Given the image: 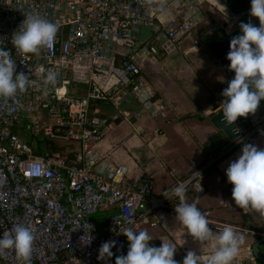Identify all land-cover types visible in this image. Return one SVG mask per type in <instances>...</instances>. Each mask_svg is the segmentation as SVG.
I'll return each instance as SVG.
<instances>
[{"label":"built area","instance_id":"2783aa9c","mask_svg":"<svg viewBox=\"0 0 264 264\" xmlns=\"http://www.w3.org/2000/svg\"><path fill=\"white\" fill-rule=\"evenodd\" d=\"M198 11L197 0H165L163 9L160 0H0V41L11 51L16 74L23 71L31 81L16 97H0V238L16 224L31 226L35 237L28 262L10 249L0 254V264H105L97 259L99 248L111 240L117 246L106 264H115L129 249L120 233L129 226L127 220H135L140 231L149 215L175 213L178 197L159 195L150 175L129 180L128 166L111 164L97 149L110 127L100 109L118 111L134 98L144 114L167 118L155 91L142 81V65L190 38ZM27 14L59 26L50 49L25 55L11 44ZM145 27L151 33L143 40ZM82 61L88 73L74 78ZM48 70L58 74L55 86L43 83ZM235 124L239 131L228 148L176 180L170 195L176 187L184 194L203 192L219 160L264 135V111L247 130L239 118ZM26 132L36 140H66L77 148L68 155L36 153ZM106 210L110 214L103 231L93 215ZM202 213L214 231L231 225L243 234V228L213 219L211 211ZM186 233L190 242L199 243ZM85 235V242L94 237L89 246L81 243ZM233 264H255L251 246L240 249Z\"/></svg>","mask_w":264,"mask_h":264},{"label":"crops","instance_id":"0c3cea01","mask_svg":"<svg viewBox=\"0 0 264 264\" xmlns=\"http://www.w3.org/2000/svg\"><path fill=\"white\" fill-rule=\"evenodd\" d=\"M197 1L199 22L193 35L178 49L171 48L170 53L151 57L142 65V81L155 91L167 118L144 114L134 98L124 103L121 110L113 109L112 116L107 114L109 106L100 109L109 118L110 127L97 149L111 164L128 166L129 180L150 175L159 195L168 191L176 180L219 156L232 143L228 134L213 123L224 99L222 91L232 77L210 44L240 35L241 22H252L255 18L259 25V19L249 15L251 0H225L230 9L221 0L219 3L225 9L218 0ZM195 40L199 41L198 45ZM219 77L224 78L223 82ZM263 111L264 100H261L256 114L249 117L253 120ZM112 119L115 121H110ZM114 127L120 128L121 139L117 145L122 148L108 140ZM252 144L264 149V135L258 136ZM242 147L217 162L207 175L203 192L189 190L184 194L187 203L196 202L201 212L211 211L213 219L243 228L244 242L240 249L252 246L255 237L264 236V216L251 208L241 209L235 205L233 185L228 183L225 174L229 162L241 154ZM175 216L176 213L164 212L147 217L141 230L152 236L150 244L173 243L185 255L191 250L207 259L211 247L201 251L200 243L190 242L186 229L179 228ZM105 226L103 231H106Z\"/></svg>","mask_w":264,"mask_h":264},{"label":"clouds","instance_id":"9594fccd","mask_svg":"<svg viewBox=\"0 0 264 264\" xmlns=\"http://www.w3.org/2000/svg\"><path fill=\"white\" fill-rule=\"evenodd\" d=\"M164 3L165 0H160L161 9ZM249 15L259 19V26H255L251 20L241 22V34L231 39L230 51L226 57L230 61L229 71L235 73L234 78L228 81V87L222 91L224 99L218 109L223 112L221 123L226 127L235 125L240 117L255 115L261 100H264V0H251ZM58 29L56 23L39 15L27 14L18 30L12 34L11 44L18 53L39 54L42 48L50 49L53 46ZM57 76V72L48 70L43 80L44 85L55 86ZM218 79L223 82L224 78ZM30 84L29 76L23 71L16 74V62L11 51L5 50L0 41V97L14 98L18 93L25 92ZM238 131L233 128L234 133ZM225 174L228 183L233 185L232 199L235 205L241 209L251 208L264 216V149L245 143L241 154L229 162ZM184 192L182 187H176L171 195L168 191L163 195L170 200L171 196L179 198L180 203L175 205V220L179 228L186 229L200 243L201 251L211 247L212 252L204 259L195 251L189 250L183 264H233L244 237L231 225L224 226L218 233L213 232L207 216L199 210L196 202H186ZM126 222L129 226L120 230V233L127 237L129 249L127 255L116 257L115 264H179L174 259L177 247L173 243L162 240L160 247L151 246L153 238L146 230L136 231L133 219ZM86 235L81 237V243L89 246L94 237L88 236L85 242ZM34 239L31 226L16 224L0 238V254L11 249L19 259L28 262ZM116 246L115 240L104 242L99 248L97 259L106 264L113 257L112 249Z\"/></svg>","mask_w":264,"mask_h":264},{"label":"water","instance_id":"95a60500","mask_svg":"<svg viewBox=\"0 0 264 264\" xmlns=\"http://www.w3.org/2000/svg\"><path fill=\"white\" fill-rule=\"evenodd\" d=\"M221 1L225 5L226 8L230 9L225 0H221ZM239 15H241V14H239ZM252 22L255 26H257V27L259 26L255 18H252ZM150 33H151V29L149 27H145L142 30L141 38L143 40H146L150 36ZM230 41L231 40L210 44V48L215 52L216 56L220 59L221 64L224 67H226L228 71H229L228 65L230 64V61L226 57H227L228 52L230 51ZM229 73L233 79L235 76V73L233 71H229ZM219 108H217V110H216L215 116L213 118V123L215 124V126L217 128L226 132L228 134V136L230 137V139L233 141V140H235V138L237 136V135H234L233 128H236L237 125L235 124L231 127H226L224 124H222L221 118L223 116V112H222V110L219 111L218 110ZM256 117L253 120H251V118L249 116L247 118L240 117L239 121L242 122L243 128L247 130L254 123ZM254 240L255 241L252 243L251 249H252L254 257H255V264H264V236H262L260 238L255 237Z\"/></svg>","mask_w":264,"mask_h":264},{"label":"rangeland","instance_id":"374dc122","mask_svg":"<svg viewBox=\"0 0 264 264\" xmlns=\"http://www.w3.org/2000/svg\"><path fill=\"white\" fill-rule=\"evenodd\" d=\"M151 57H149L147 60H149ZM146 60V61H147ZM144 61V63L146 62ZM143 63V64H144ZM75 66L76 65H72L71 66V73L74 72L75 70ZM88 73V68H87V65H86V62L82 61L81 62V66H80V70L78 72H76L74 75H72L74 78H78V77H82L84 75H87ZM97 106V105H96ZM94 106V108L96 107ZM124 107V105L122 104L121 105V109ZM109 108L108 110V113L110 116L114 115L115 114V111L111 108V107H107ZM108 115V116H109ZM110 121H115L114 119L110 120ZM120 128H112L111 132L109 133V141L114 143V146H116L119 142H120V139H121V134H120ZM25 138L27 139V142H33V143H37V140L34 139L31 135H29L28 132L25 133ZM39 141L42 140L41 138L38 139ZM117 141V142H115ZM57 144L58 146H61V147H64L65 148V152L64 154H68L67 152L72 150V149H76L77 146L74 145L73 143H69L68 141L66 140H58L57 141ZM118 147L122 148L121 145H117ZM33 147V146H32ZM63 154V155H64ZM118 156H120V154H118ZM110 214L109 211H101V212H98L97 214L93 215V219L97 222V224L99 225L100 228L104 227L106 225V218L108 217V215ZM144 223V222H143Z\"/></svg>","mask_w":264,"mask_h":264},{"label":"trees","instance_id":"16d2710c","mask_svg":"<svg viewBox=\"0 0 264 264\" xmlns=\"http://www.w3.org/2000/svg\"><path fill=\"white\" fill-rule=\"evenodd\" d=\"M32 146L36 153H43L47 150L51 151L52 153H57L60 155H63L65 152V148L58 146V144L52 140L48 139H42L37 140V143H32ZM65 155V154H64ZM68 155V154H67ZM74 154H70V158L73 157ZM186 255L180 250V248H177L175 260L179 262V264H183V259Z\"/></svg>","mask_w":264,"mask_h":264}]
</instances>
